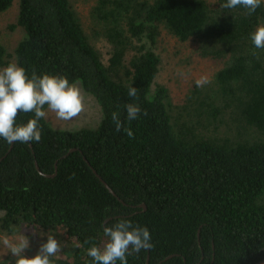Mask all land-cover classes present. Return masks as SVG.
I'll return each instance as SVG.
<instances>
[{
	"label": "trees",
	"instance_id": "16d2710c",
	"mask_svg": "<svg viewBox=\"0 0 264 264\" xmlns=\"http://www.w3.org/2000/svg\"><path fill=\"white\" fill-rule=\"evenodd\" d=\"M12 1L0 0V12ZM225 2L96 0L90 33L109 45L103 61L70 0L17 1L10 28L21 35L12 51L0 43V70L17 63L29 78L35 72L78 81L101 118L73 130L41 119L40 142L0 138L1 233L28 227L52 234L63 243L52 264H93L87 249L103 246V227L128 219L147 227L154 245L130 253L128 264H145L147 256L146 264H264V49L251 40L264 25V0L252 15L221 8ZM160 29L214 63L212 96L194 83L183 121L169 89L155 84ZM130 85L138 89L135 100ZM128 103L142 109L131 122ZM113 111L134 138L115 130ZM225 116L229 135L194 134L203 118L218 128ZM31 118L21 112L16 123ZM15 260L6 255L0 264Z\"/></svg>",
	"mask_w": 264,
	"mask_h": 264
},
{
	"label": "clouds",
	"instance_id": "9594fccd",
	"mask_svg": "<svg viewBox=\"0 0 264 264\" xmlns=\"http://www.w3.org/2000/svg\"><path fill=\"white\" fill-rule=\"evenodd\" d=\"M262 0H226L220 4L223 9L243 7L248 15H252ZM251 40L256 49H264V25L258 26L251 34ZM256 56V53H252ZM178 75L185 73L178 70ZM211 83L208 75H201L195 80L196 87H204ZM128 96L135 100L138 89L128 88ZM47 110L55 113L60 121H70L85 110V97L80 87L70 84L63 75L41 74L33 72L31 78L26 75L24 67L17 63H9L0 70V138L8 143L40 142L42 129L39 121L47 117ZM119 107V106H117ZM126 118L129 122L136 120L142 113L138 103L124 105ZM34 113L25 124H17L16 118L21 113ZM147 115L146 111H143ZM111 119L117 132L123 131L129 138H134L130 128H124L118 111H113ZM103 234L107 237L103 246L93 245L87 249V255L92 258L93 264H128L127 256L130 253H139L154 247L151 234L147 227L133 224L131 220L120 219L115 224L105 225ZM91 239V238H89ZM4 245L16 257L15 264H52L50 257L56 256L62 250V244L53 235H48L46 243L40 246L39 252L32 257L22 255L29 247L26 236L21 235L17 240L7 238ZM85 243H89L86 240Z\"/></svg>",
	"mask_w": 264,
	"mask_h": 264
},
{
	"label": "rangeland",
	"instance_id": "374dc122",
	"mask_svg": "<svg viewBox=\"0 0 264 264\" xmlns=\"http://www.w3.org/2000/svg\"><path fill=\"white\" fill-rule=\"evenodd\" d=\"M17 1L13 0L12 5L4 11L0 12V43H2L8 51H12L13 45L17 42L21 35V29L19 27L10 28V25L14 22L17 14ZM96 0H70L77 14L79 15L82 25L84 26L86 32L88 33L89 40L94 45V47L99 50L102 60H106L109 56V45L106 40L100 35L93 36L90 31L91 24L93 23L91 10L96 4ZM95 27H98L96 24ZM94 27V28H95ZM155 51L160 56L159 70L155 77V84L164 85L169 89V94L171 101L174 105L173 112L180 110L182 114V121L185 120L186 115L183 112L185 107L191 109L192 101L196 94L191 95V100L186 101L188 97V92L192 89L195 80L201 75H208L211 78V83L205 85L206 89L202 90L206 95L212 96L211 88L214 87L212 84V73L214 70V63L208 61L207 59L201 58L197 52L194 50L193 45L190 42L179 41L174 36L168 34L165 30L160 29V33L157 36L155 42ZM178 70L185 73L184 76L178 75ZM71 84H75L80 87L83 91L85 97V110L80 116L70 120V121H60L56 118L55 113L48 111L47 107L45 110L48 112L45 118L52 127L57 129L73 130L81 127H96L101 118L100 108L93 96L87 94L82 88L80 82L75 81ZM201 89V87H199ZM185 111V110H184ZM225 122L223 125L217 128L214 124H206L207 121L203 118L201 123L204 127L200 128L196 125H192V130L195 128L194 134L204 135H217V136H227L232 133L233 128L230 125L229 119L225 116ZM205 121V122H204ZM202 130V131H201ZM248 133L247 136L250 137L254 134L253 130H245L244 134ZM233 136V135H232ZM231 136V137H232ZM2 211H0V216ZM21 235L26 236L29 241V247L24 249L22 255L25 257H31L36 255L40 246L46 243L48 234L30 229L28 227H21L14 230L10 234H3L0 232V259H3L6 255H13L10 250L4 245V239L10 241L17 240ZM62 244L59 237H54ZM63 254L62 250L56 256Z\"/></svg>",
	"mask_w": 264,
	"mask_h": 264
},
{
	"label": "water",
	"instance_id": "95a60500",
	"mask_svg": "<svg viewBox=\"0 0 264 264\" xmlns=\"http://www.w3.org/2000/svg\"><path fill=\"white\" fill-rule=\"evenodd\" d=\"M35 168L38 170V166H37L36 162H35ZM94 172H95V171H94ZM96 175H97V174H96ZM97 176H98L99 180L104 184V186L107 187L108 190H109L111 193H113L112 189L106 184V182H105V181H104L99 175H97ZM113 194H114V193H113ZM141 206H142L143 208L145 207L144 204H141ZM168 257H170V256H168ZM147 260H148V256H147L146 262H147ZM259 263H261V261L255 263V264H259Z\"/></svg>",
	"mask_w": 264,
	"mask_h": 264
},
{
	"label": "flooded vegetation",
	"instance_id": "af4514ba",
	"mask_svg": "<svg viewBox=\"0 0 264 264\" xmlns=\"http://www.w3.org/2000/svg\"><path fill=\"white\" fill-rule=\"evenodd\" d=\"M146 263H147V262H146ZM146 263H145V264H146Z\"/></svg>",
	"mask_w": 264,
	"mask_h": 264
}]
</instances>
